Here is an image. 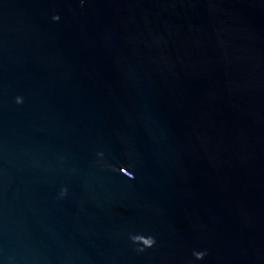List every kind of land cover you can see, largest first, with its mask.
Here are the masks:
<instances>
[{
	"label": "water",
	"instance_id": "obj_1",
	"mask_svg": "<svg viewBox=\"0 0 264 264\" xmlns=\"http://www.w3.org/2000/svg\"><path fill=\"white\" fill-rule=\"evenodd\" d=\"M0 264H264V0H0Z\"/></svg>",
	"mask_w": 264,
	"mask_h": 264
},
{
	"label": "clouds",
	"instance_id": "obj_2",
	"mask_svg": "<svg viewBox=\"0 0 264 264\" xmlns=\"http://www.w3.org/2000/svg\"><path fill=\"white\" fill-rule=\"evenodd\" d=\"M53 19L54 20H58L59 17L58 16H54ZM16 102L17 103H22L23 102V98L22 97H16ZM98 155H103V154L99 153ZM109 167H111V166H109ZM123 169H125V168L122 167V168L119 169L121 174H123L124 176H127L129 179H134V175H133L132 172L127 171V173H124ZM113 170H115V169H113ZM130 239H131V241L134 244L142 245V247H139L137 249V251H141V252L144 251L145 248L153 247L154 244L156 243L155 238L153 236H144V235L136 234V235H131ZM193 255L195 256L196 259L199 260V259H203L204 256L206 255V253L205 252H194Z\"/></svg>",
	"mask_w": 264,
	"mask_h": 264
}]
</instances>
